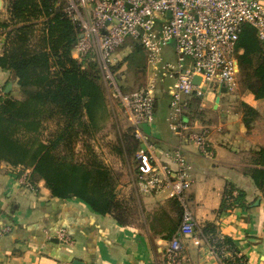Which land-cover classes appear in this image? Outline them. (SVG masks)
I'll return each mask as SVG.
<instances>
[{"label":"trees","instance_id":"trees-1","mask_svg":"<svg viewBox=\"0 0 264 264\" xmlns=\"http://www.w3.org/2000/svg\"><path fill=\"white\" fill-rule=\"evenodd\" d=\"M67 7L68 0H8V18L0 19L4 38L0 69L17 78L21 97L6 93L0 98V166L30 170L33 187L43 181L52 198L77 199L121 226L132 225L143 216L152 218L151 230L170 241L181 227L180 203L173 200V215L161 209L147 218L136 195L121 196L122 173L109 166L94 145L111 117L106 86L96 62L80 63L72 57L79 30ZM127 43L132 53L114 67L115 72L126 61L146 68L141 43ZM137 54L143 60L137 61ZM235 57L246 91L264 101V41L249 24L241 28ZM200 105V99L193 100L189 118L203 115ZM243 108L255 112L248 105ZM139 147L130 127L118 136L112 153L124 162L136 161ZM251 164L246 173L264 190V148L254 152ZM232 191L228 188L225 195L231 196ZM243 197L239 192L231 204L224 199L219 212L243 206ZM202 231L219 253L224 248L230 251L231 256L223 258L225 264H246L233 240L220 237L214 224Z\"/></svg>","mask_w":264,"mask_h":264},{"label":"crops","instance_id":"crops-1","mask_svg":"<svg viewBox=\"0 0 264 264\" xmlns=\"http://www.w3.org/2000/svg\"><path fill=\"white\" fill-rule=\"evenodd\" d=\"M7 18L8 0H0V19ZM162 58L163 62L175 61L166 57V50ZM239 75L241 84L236 96H229L228 100L221 96L217 104V96L208 94L201 109L203 115L187 118L194 129L208 131V155L194 144L185 145L180 133L171 128L170 91L174 79L159 80L155 121L142 126L158 163H171L165 154L182 147L192 165L188 205L202 239L199 246L191 239L184 241L188 257L199 264H219L202 231L210 223L220 237L233 240L246 264H264V190L246 173L252 167L254 152L264 148V101L246 91L240 68ZM0 87L20 99L18 80L10 71L0 69ZM243 105L255 112L246 111ZM105 162L122 173L121 196L128 199L136 195L147 218L161 209L173 215V200L166 193L137 191L134 160L132 164L121 158L114 163ZM23 173L21 168L0 166V230L10 228L0 237V264H72L75 260L84 264H152L162 259L168 240L151 230L152 218L147 220L143 216L132 225L121 226L113 217L100 216L77 199L52 198L43 181L32 188L22 186ZM228 188L237 197L239 192L244 193V205L220 213L224 199L227 201L230 196L225 195ZM60 229L67 231L72 245H64L55 237Z\"/></svg>","mask_w":264,"mask_h":264},{"label":"built area","instance_id":"built-area-1","mask_svg":"<svg viewBox=\"0 0 264 264\" xmlns=\"http://www.w3.org/2000/svg\"><path fill=\"white\" fill-rule=\"evenodd\" d=\"M66 12L79 30L78 42L72 57L80 63L96 62L105 86L113 90L121 102L140 142L136 154L137 178L135 187L140 194L166 193L168 199L177 200L183 208V219L178 234L167 242L162 259L152 264H199L186 253L184 239L201 245V231L196 227L194 214L188 205V192L192 187V165L182 147L166 153L171 163L160 164L150 151L148 137L142 126L155 121L159 80L174 79L170 91L169 122L180 133L184 144H194L208 155V131L194 129L187 118L195 99L203 101L208 94L215 97L223 92L233 96L240 87L239 63L235 51L241 28L251 25L264 41V0H68ZM0 52L3 36H0ZM3 39V40H2ZM129 40L139 41L147 55L148 76L145 85L124 92L117 83L114 67L120 62L116 51ZM175 44V61L163 62V52ZM238 64V65H237ZM201 80L194 84V79ZM0 87V98L5 96ZM30 170H24L20 184L32 188ZM237 193L228 196L233 203ZM10 228L0 230V237ZM55 237L64 245L73 240L65 229ZM212 251L225 264L223 258L231 254L212 244Z\"/></svg>","mask_w":264,"mask_h":264},{"label":"rangeland","instance_id":"rangeland-1","mask_svg":"<svg viewBox=\"0 0 264 264\" xmlns=\"http://www.w3.org/2000/svg\"><path fill=\"white\" fill-rule=\"evenodd\" d=\"M165 50H166V57L168 59H173V60L176 59L174 54V50H175L174 43H170V45ZM131 53H132V48L129 46L128 43H126L124 46H122L116 51V56L120 59V61H122L123 59H125V57L131 55ZM135 59H137V61H141L143 60V55L137 54ZM118 73L119 75L117 76L116 80L118 86L124 92H130L136 90L139 87L145 85V83L147 82L146 68H140L139 66L136 67V65L130 64L128 63V61H126L122 65ZM238 91L234 94L235 96L237 95ZM106 95H107L108 106L111 112V117L107 121L104 130L97 136L94 145L96 146L98 151L102 153V156L105 158V160L108 161V163H114L116 162V158L117 159L120 158H118V156L112 153V146L117 143L118 136L130 128V123L121 102L114 95L113 90L106 88ZM228 97L229 96H227L226 93L223 92L222 99L225 100ZM108 154L114 156L115 159L109 157ZM132 162H133L132 160L128 161L129 164H132Z\"/></svg>","mask_w":264,"mask_h":264},{"label":"water","instance_id":"water-1","mask_svg":"<svg viewBox=\"0 0 264 264\" xmlns=\"http://www.w3.org/2000/svg\"><path fill=\"white\" fill-rule=\"evenodd\" d=\"M238 65V64H237ZM200 78L199 77H196L194 79V84H198L200 82ZM7 93H9V90L7 91ZM220 99H221V93L217 96V99H216V103L219 104L220 103ZM88 99H86L87 101ZM72 264H84L82 261H79V260H75L72 262Z\"/></svg>","mask_w":264,"mask_h":264}]
</instances>
